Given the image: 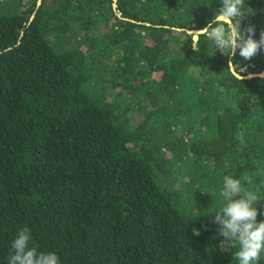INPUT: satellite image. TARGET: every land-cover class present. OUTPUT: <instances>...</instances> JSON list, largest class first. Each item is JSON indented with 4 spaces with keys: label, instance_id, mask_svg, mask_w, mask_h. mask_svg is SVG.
Segmentation results:
<instances>
[{
    "label": "trees",
    "instance_id": "1",
    "mask_svg": "<svg viewBox=\"0 0 264 264\" xmlns=\"http://www.w3.org/2000/svg\"><path fill=\"white\" fill-rule=\"evenodd\" d=\"M219 7L0 0V264L22 228L60 264H237L213 220L224 176L264 212V49L195 44Z\"/></svg>",
    "mask_w": 264,
    "mask_h": 264
},
{
    "label": "clouds",
    "instance_id": "2",
    "mask_svg": "<svg viewBox=\"0 0 264 264\" xmlns=\"http://www.w3.org/2000/svg\"><path fill=\"white\" fill-rule=\"evenodd\" d=\"M245 5L246 0H220L219 9L201 32L217 51L227 50L232 57L238 54L248 61L264 49V31L256 40L254 25L242 29V21L252 11ZM219 196L224 203L216 210L213 220L223 238L219 250L228 253L235 249L233 259L237 264H259L264 253V220L258 222L257 216L264 212L255 207L259 200L257 194L245 190L240 180L224 176ZM31 241L30 230L20 229L11 244L13 251L8 264H60L55 252L38 251L36 247H30Z\"/></svg>",
    "mask_w": 264,
    "mask_h": 264
},
{
    "label": "water",
    "instance_id": "3",
    "mask_svg": "<svg viewBox=\"0 0 264 264\" xmlns=\"http://www.w3.org/2000/svg\"><path fill=\"white\" fill-rule=\"evenodd\" d=\"M115 2L117 1V0H114ZM40 2H42V0H39V3ZM114 7H117V4L116 3H114ZM116 12L118 13V14H120V12L118 11V10H116ZM177 28V27H176ZM178 30H183L182 28H177ZM203 29H190V30H187L189 33H191V32H193L192 34H193V39H194V41H197L198 39H199V34H201ZM195 31H197V32H195ZM233 69V71H235L234 70V68H232ZM252 77H254V76H259V77H264V71L263 72H261V73H257V74H252L251 75Z\"/></svg>",
    "mask_w": 264,
    "mask_h": 264
},
{
    "label": "rangeland",
    "instance_id": "4",
    "mask_svg": "<svg viewBox=\"0 0 264 264\" xmlns=\"http://www.w3.org/2000/svg\"><path fill=\"white\" fill-rule=\"evenodd\" d=\"M194 30V29H193ZM196 30V29H195ZM191 33H193V32H191ZM195 42V44H196V42L197 41H194ZM234 68V70L237 72V70H236V68L235 67H233ZM249 69H247V68H242L241 69V71H248ZM251 74H253V73H250L247 77H250L251 76Z\"/></svg>",
    "mask_w": 264,
    "mask_h": 264
},
{
    "label": "bare ground",
    "instance_id": "5",
    "mask_svg": "<svg viewBox=\"0 0 264 264\" xmlns=\"http://www.w3.org/2000/svg\"><path fill=\"white\" fill-rule=\"evenodd\" d=\"M195 32H197V31H195Z\"/></svg>",
    "mask_w": 264,
    "mask_h": 264
}]
</instances>
